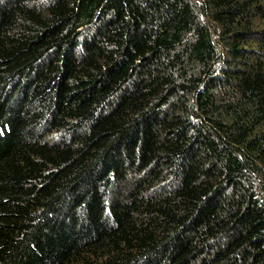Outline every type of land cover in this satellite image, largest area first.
I'll use <instances>...</instances> for the list:
<instances>
[{
	"label": "trees",
	"instance_id": "obj_1",
	"mask_svg": "<svg viewBox=\"0 0 264 264\" xmlns=\"http://www.w3.org/2000/svg\"><path fill=\"white\" fill-rule=\"evenodd\" d=\"M0 264H264V0H0Z\"/></svg>",
	"mask_w": 264,
	"mask_h": 264
}]
</instances>
